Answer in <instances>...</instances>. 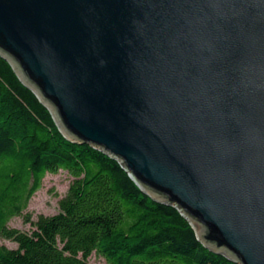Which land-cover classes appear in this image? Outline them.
I'll use <instances>...</instances> for the list:
<instances>
[{
  "label": "water",
  "instance_id": "obj_1",
  "mask_svg": "<svg viewBox=\"0 0 264 264\" xmlns=\"http://www.w3.org/2000/svg\"><path fill=\"white\" fill-rule=\"evenodd\" d=\"M0 57L67 140L264 264V0H0Z\"/></svg>",
  "mask_w": 264,
  "mask_h": 264
},
{
  "label": "trees",
  "instance_id": "obj_2",
  "mask_svg": "<svg viewBox=\"0 0 264 264\" xmlns=\"http://www.w3.org/2000/svg\"><path fill=\"white\" fill-rule=\"evenodd\" d=\"M72 183L59 212L26 213L49 174ZM23 218L28 230L10 226ZM0 264H237L207 249L175 207L157 203L122 164L67 140L50 111L0 57Z\"/></svg>",
  "mask_w": 264,
  "mask_h": 264
},
{
  "label": "rangeland",
  "instance_id": "obj_3",
  "mask_svg": "<svg viewBox=\"0 0 264 264\" xmlns=\"http://www.w3.org/2000/svg\"><path fill=\"white\" fill-rule=\"evenodd\" d=\"M72 177L61 171L58 174H49L43 182L42 189L38 191L30 201L26 213L30 214L34 220L39 216H53L59 212V202L66 195L72 183ZM10 226L20 230H28L30 225L26 224L23 218H15ZM0 245L15 248L16 245L8 240L0 238ZM93 264H105V260L99 256H93Z\"/></svg>",
  "mask_w": 264,
  "mask_h": 264
}]
</instances>
